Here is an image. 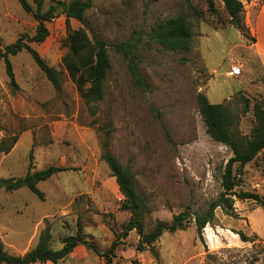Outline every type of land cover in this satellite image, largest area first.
Listing matches in <instances>:
<instances>
[{"label": "rangeland", "instance_id": "1", "mask_svg": "<svg viewBox=\"0 0 264 264\" xmlns=\"http://www.w3.org/2000/svg\"><path fill=\"white\" fill-rule=\"evenodd\" d=\"M26 1L34 10V0ZM57 1L65 0H42V11ZM239 1L242 25L234 28L220 0H212V9L207 0H94L85 25L73 19L69 25L108 45L110 70L101 100L82 98L67 71L74 58L63 15L46 23L49 35L43 43L30 44L60 73L59 90L26 51L8 56L15 85L0 59V142L7 145L16 137L12 149L0 153V179L23 178L30 163L32 172L67 168L37 184L43 199L26 187L0 189V237L8 254L29 248L46 227L50 248L59 250L79 222L86 239L100 251L118 241L113 264H132L133 259L140 264H264V208L235 197L233 210L217 208L200 235L192 219L184 230L163 233L153 246L158 260L148 248L136 252L138 235H121L129 213L120 209L123 196L100 158L108 132L109 151L133 174L150 210L149 224L169 222L185 211L194 217L217 200L232 154L206 134L197 95L228 107L238 140L251 135L253 105L264 109V72L252 53L250 33L262 2ZM177 15L192 25L189 52L166 50L150 36L156 23ZM36 24L17 0H0L1 49L24 34L33 35ZM124 42L136 47L133 63L146 90L132 81L130 56L117 51ZM232 64L241 67V77L228 76ZM237 180L234 192L256 194L264 202V157L259 154L246 164ZM24 232L29 244L22 239ZM89 253L78 264H102V258Z\"/></svg>", "mask_w": 264, "mask_h": 264}, {"label": "trees", "instance_id": "2", "mask_svg": "<svg viewBox=\"0 0 264 264\" xmlns=\"http://www.w3.org/2000/svg\"><path fill=\"white\" fill-rule=\"evenodd\" d=\"M93 1H57L55 5H50L45 11H42V0H34V10L26 0H17L20 7L26 13L32 14L37 24L33 35L29 36L24 34L4 49L0 48V59L4 61L6 74L12 85H15V78L8 56H14L24 50L44 73L52 87L56 91L59 90L60 73L53 67L47 65L30 44L43 43L49 35L46 23L58 15H63L65 18V26L68 30L67 40L69 42L70 54L74 58V62L66 65L67 71L82 98L101 100L103 96V83L110 70V59L107 52L108 45L103 40L97 38L91 41L83 30L72 31L69 25L71 19L85 25V13L92 7ZM220 1L228 16L227 23L234 28H240L242 25V3L239 0ZM261 2L264 7V0H261ZM207 3L208 7L212 9V0H207ZM150 36L153 41L166 50L189 52L193 39L192 25L186 16L177 15L156 23L151 29ZM135 48L134 44L124 42L117 46V51L124 58L130 56L127 65L132 81L135 86L146 90L144 79L138 73L136 64L133 63V60L136 59V54L134 53ZM86 83L89 86L84 88ZM197 104L206 134L214 142L228 147L232 156L225 165L221 176L222 192L219 197L217 200L210 202L203 213L196 214L194 217H191L185 211L174 215L169 222L154 221L149 224L148 217L150 210L147 203L143 196L137 192L136 181L130 169L123 167L109 151V134L105 131L100 158L114 178L119 193L123 196L120 209L129 213V219L122 226L121 235L122 237H126L129 232L135 231L138 235L135 251L143 252L148 248L154 253L156 260H158V256L155 254L153 246L163 233H174L184 230L192 219L196 232L200 235L201 229L212 221L214 211L217 208H222L227 211L233 210L234 197L239 200H253L264 208V202L258 195L248 192H234L235 187L238 186L237 176L243 167L253 161L259 154L264 157V109L261 104L255 103L253 105L255 125L251 131V135L249 137L244 136L240 140L232 133L233 119L226 105L212 104L203 94L197 95ZM15 143L16 137H13L7 145L1 141L0 153H8ZM66 170L67 168L49 166L46 169L32 172V164L30 163L28 171L23 178L0 179V189L11 192L26 187L40 199H43V194L37 189V184ZM240 237L243 241H247L246 236L243 234H240ZM51 238L49 228L46 227L41 232L35 247L22 256L8 254L0 241V264H42L46 262L61 264L74 248L79 245L97 257L102 258L105 264H113L115 249L119 245L118 241L114 240L107 250L100 251L95 244L86 239L82 225L79 222H77L76 233L63 238L62 247L59 250H52L50 248ZM131 263L140 264L137 259H133Z\"/></svg>", "mask_w": 264, "mask_h": 264}, {"label": "crops", "instance_id": "3", "mask_svg": "<svg viewBox=\"0 0 264 264\" xmlns=\"http://www.w3.org/2000/svg\"><path fill=\"white\" fill-rule=\"evenodd\" d=\"M250 33L254 39V43L251 46L252 53L254 57L260 62V66L264 72V7L263 5L255 14L254 23L250 25ZM40 234L38 233L36 239L34 238L29 248L26 247L27 249H24V251L13 254L17 256H22L26 252L34 248L38 242ZM22 239L27 240V244H29L30 243L29 233L24 232L22 234ZM0 241L2 242V244L4 245V249L6 250V243L2 237H0ZM89 258H90L89 251H87L83 246L79 245L76 248H74V250L61 262V264H78L81 261ZM35 264H40V263H35ZM42 264H51V263L46 262ZM102 264H105L104 261L102 262Z\"/></svg>", "mask_w": 264, "mask_h": 264}, {"label": "built area", "instance_id": "4", "mask_svg": "<svg viewBox=\"0 0 264 264\" xmlns=\"http://www.w3.org/2000/svg\"><path fill=\"white\" fill-rule=\"evenodd\" d=\"M228 76L233 78V79H237V78L241 77L242 76L241 67L239 65L232 64L230 66Z\"/></svg>", "mask_w": 264, "mask_h": 264}]
</instances>
